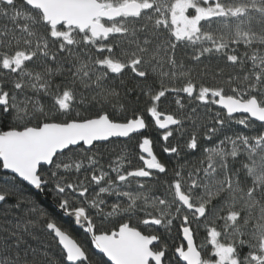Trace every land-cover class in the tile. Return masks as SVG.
<instances>
[{
  "label": "snow or ice",
  "instance_id": "1",
  "mask_svg": "<svg viewBox=\"0 0 264 264\" xmlns=\"http://www.w3.org/2000/svg\"><path fill=\"white\" fill-rule=\"evenodd\" d=\"M0 264H264V0H0Z\"/></svg>",
  "mask_w": 264,
  "mask_h": 264
}]
</instances>
